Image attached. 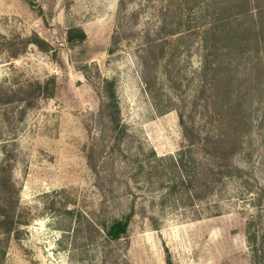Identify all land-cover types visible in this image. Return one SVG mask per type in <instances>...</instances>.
Here are the masks:
<instances>
[{"label":"rangeland","instance_id":"374dc122","mask_svg":"<svg viewBox=\"0 0 264 264\" xmlns=\"http://www.w3.org/2000/svg\"><path fill=\"white\" fill-rule=\"evenodd\" d=\"M242 3L0 0V171L21 223L0 264H264V0Z\"/></svg>","mask_w":264,"mask_h":264},{"label":"trees","instance_id":"16d2710c","mask_svg":"<svg viewBox=\"0 0 264 264\" xmlns=\"http://www.w3.org/2000/svg\"><path fill=\"white\" fill-rule=\"evenodd\" d=\"M250 0H241L242 10L245 13L249 9ZM248 6V7H247ZM260 4L256 3L255 9L259 10ZM246 14V13H245ZM85 38V33L81 29H70L67 31V41L70 45H73L75 42H81ZM5 42L6 39H2ZM35 44L41 50H48V43L40 39L37 34L31 35L24 41V45ZM8 44V43H7ZM8 50H12L11 47H7ZM11 57H17L18 51H11ZM54 84L55 79L50 78L44 82H35L26 85L24 88H20L17 92L13 93V96L8 99L9 102H12L17 98L19 100L26 102V104L31 105L34 97H48L51 92L49 84ZM102 91L106 102L104 104L106 113L111 123V128L116 136H120L122 130L119 128V110L117 95L115 91V82L109 79L102 80ZM180 123L183 126L184 136H189L192 134L191 130L184 124L182 115H180ZM181 161V159H180ZM13 193V194H12ZM17 195V190L15 184L11 178L10 172L0 171V258L2 259L5 256L8 239L13 236L19 238L21 231L19 229L20 221L16 220V211H17V199H14ZM8 196V198H7ZM133 212L128 214L126 217L113 221L109 225H102L103 231L108 240H118L123 236H126L129 229V224Z\"/></svg>","mask_w":264,"mask_h":264}]
</instances>
